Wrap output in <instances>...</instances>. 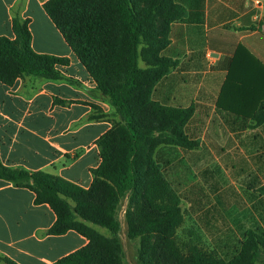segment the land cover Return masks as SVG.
<instances>
[{"label": "crops", "instance_id": "obj_1", "mask_svg": "<svg viewBox=\"0 0 264 264\" xmlns=\"http://www.w3.org/2000/svg\"><path fill=\"white\" fill-rule=\"evenodd\" d=\"M48 1L0 0V37L16 39L13 19L19 17L28 23L36 53L70 59L69 66L59 68L62 80L0 81V160L9 168L61 176L87 190L92 170L101 164L98 141L114 124L94 117L93 107L107 115L115 110L47 15ZM175 3L187 12L170 27L166 56L176 65L157 83L153 99L163 106L195 107L185 127L191 140L230 139L238 148L246 136L264 139V125L256 126L253 117L264 105V0ZM177 149L164 145L158 151H165L161 156L172 165L170 152ZM35 198L33 191L0 179V258L55 264L89 244L74 230L50 235L57 216Z\"/></svg>", "mask_w": 264, "mask_h": 264}, {"label": "trees", "instance_id": "obj_2", "mask_svg": "<svg viewBox=\"0 0 264 264\" xmlns=\"http://www.w3.org/2000/svg\"><path fill=\"white\" fill-rule=\"evenodd\" d=\"M44 9L121 120L98 141L101 164L92 170L94 181L87 190L45 171L9 168L1 160L0 179L33 191L37 205H50L57 216L50 235L74 230L89 240L85 248L55 264H124L117 217L121 198L129 195L132 201L159 209L164 214L147 218L144 229L135 225L143 221L140 214L137 219L128 217V237L140 238V260L145 261L153 253L151 237L164 230L174 246L177 229L184 222L182 198L156 152L164 145L196 149L194 141L185 134L195 107L163 106L153 99L157 83L176 65L163 51L170 45L171 25L186 16V9L173 0H49ZM13 29L15 40L0 37L1 82L13 85L24 76L64 79L59 68L69 66V58L36 53L28 23L19 17L13 19ZM140 57L145 58L147 69L139 66ZM143 111L164 124L158 131L161 140H153L152 129L143 122ZM253 117L256 126L264 125V105ZM165 133L169 136L163 139ZM261 192L264 194V187ZM87 222L109 229L113 237H105ZM261 249L264 232L250 230L239 258L245 264H258ZM190 253L196 264L214 259L197 247ZM0 260L17 264L7 257Z\"/></svg>", "mask_w": 264, "mask_h": 264}, {"label": "rangeland", "instance_id": "obj_3", "mask_svg": "<svg viewBox=\"0 0 264 264\" xmlns=\"http://www.w3.org/2000/svg\"><path fill=\"white\" fill-rule=\"evenodd\" d=\"M140 1L144 3L147 0ZM168 48L163 51L165 57ZM139 66L148 68L145 58H139ZM69 81L76 82L74 79ZM96 87L99 90L97 83ZM93 110L94 117H108L114 121L113 126L121 120L115 108L113 115L103 113L98 106ZM143 122L152 129L154 141L162 139L158 131L164 124L145 111ZM162 136L163 139L168 138L169 134ZM192 141L196 149L168 151L173 155L172 165L161 156L165 151L158 149V154L156 152L157 160L163 163V170L182 198L184 222L177 229L174 246L168 242L166 232L159 231L151 237L152 256L145 261L140 260L141 240L128 237V217L137 219V213L140 214L143 221L135 225L144 229L147 218L161 216L164 212L137 200L132 201L129 195H125L117 208L124 264H196V258L190 253L195 247L214 256L216 261L212 258L206 264H245L239 255L247 232H264V194L261 192L264 187V139L246 136L241 140L242 147L238 148L232 145L235 140L230 139ZM77 221L83 222L81 218ZM86 225L107 238L113 237L107 228L89 222ZM261 250L258 264L264 261V249Z\"/></svg>", "mask_w": 264, "mask_h": 264}]
</instances>
